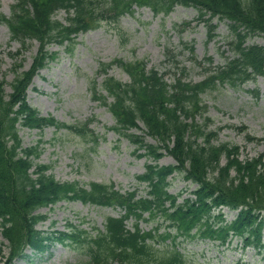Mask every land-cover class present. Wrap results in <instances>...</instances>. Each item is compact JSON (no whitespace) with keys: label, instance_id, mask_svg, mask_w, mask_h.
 I'll return each instance as SVG.
<instances>
[{"label":"trees","instance_id":"obj_1","mask_svg":"<svg viewBox=\"0 0 264 264\" xmlns=\"http://www.w3.org/2000/svg\"><path fill=\"white\" fill-rule=\"evenodd\" d=\"M177 4L198 8L210 38L216 28L212 23L215 17L229 20L232 36L228 46L233 56L225 64L206 68V76L199 81L186 80L187 71L182 67L169 82L157 69L147 68L144 59L115 58L101 63L100 70L120 66L130 81L107 75L100 86L93 79L90 87L94 98L114 116L113 129L145 148V154L154 159L166 151L176 163L148 164L146 172L137 176L149 185L147 195L141 197L137 189L122 191L113 182L92 181L86 186L79 181H61L48 172L50 164L35 163L33 158L40 155L38 145L23 147L20 126L42 129L54 125L83 136L89 133L88 123H63L52 115H42L26 100L31 78L57 56L48 46L53 42L71 44L80 31L97 27L104 20L118 22L134 10V5H148L156 13L167 14ZM62 9L67 12L66 23L56 18ZM3 22L13 39L40 41L31 68L9 82L11 91L5 88L7 81L0 80V224L8 241V264L23 256L27 246L38 253L55 242L83 246L88 257L84 264H185L179 238H210L225 244L237 236L245 246L264 248V152L241 158L238 144L215 143L222 126H212L214 120L207 115L208 105L202 97L218 85L238 87L264 76V44L247 43L253 35L264 37V0H16L12 15L0 13ZM185 47L194 52L193 45L185 43ZM208 61L212 63L213 58L208 57ZM140 121L158 143L125 131L141 128ZM246 136L259 140L250 133ZM176 171L197 183L193 197L179 201L181 193L169 192L167 178ZM60 200L121 206L126 211L121 216H107L105 228L96 227V231L71 222L65 230L39 229L37 224L47 215L38 209ZM223 206L239 209L236 217L227 220ZM129 218L134 219L131 227L127 225ZM141 219L155 224L144 230Z\"/></svg>","mask_w":264,"mask_h":264},{"label":"rangeland","instance_id":"obj_2","mask_svg":"<svg viewBox=\"0 0 264 264\" xmlns=\"http://www.w3.org/2000/svg\"><path fill=\"white\" fill-rule=\"evenodd\" d=\"M15 0H0V12L10 15ZM67 13L61 10L56 18L66 22ZM199 10L195 6L178 4L169 13L156 14L149 6H135L132 12L121 17L120 21L104 20L100 26L81 32L71 44L54 42L50 51L57 56L36 74L28 88V101L42 114L54 115L59 121L70 124H82L90 118V129L95 133H74L67 128L57 129L47 126L43 129L20 126L23 147L38 145L40 156L33 158L35 163L51 165L49 170L61 181H79L88 185L92 181L114 182L118 187L134 189L139 185V193H146L145 184L137 182L136 175L143 173L147 163H154L148 155H139L136 144L123 133L112 129L115 119L107 106L96 100L91 90V82L96 78L100 83L105 77L99 72L101 63L115 58L126 60L144 59L148 68H156L168 81L186 68V80L199 81L211 69L223 65L233 56L228 40L232 34L229 21L218 19L212 22L217 27L210 38L207 24L198 18ZM185 23H190L180 30ZM10 29L0 24V77L11 81L14 78L11 51L21 47V42L11 39ZM193 45L194 52L185 47ZM247 43H264L262 35H253ZM28 48L23 57V68H29L36 54L39 41L28 39ZM176 54L173 58L167 50ZM208 57L213 58L209 63ZM123 81H129V74L114 65L108 70ZM11 91L10 85L6 86ZM208 105V116L214 120L213 127L223 126L215 143L229 141L240 146V157H254L264 152V76L238 86L218 85L202 94ZM142 126L143 123H141ZM243 126V127H241ZM241 127V128H240ZM246 127V128H245ZM144 128V127H143ZM144 134V129L131 130ZM247 133L259 137V141L247 139ZM150 142L156 140L147 137ZM160 165L175 163L173 157L165 154L158 161ZM169 190L182 192L183 197L192 195L197 187L175 172L169 177ZM228 220L233 219L238 210L223 207ZM39 212L47 218L38 224L44 231L63 230L68 222L80 224L91 231L96 227L104 228L108 215H120L119 207L100 206L79 200H62L41 207ZM133 220H129L131 226ZM144 229L153 226L149 220L141 221ZM164 228L161 229V231ZM181 240L180 248L186 254L185 264H264V249L253 246L244 247L242 239L234 236L226 244L217 240L196 237ZM264 241V235H263ZM2 234L0 224V264L6 262L9 248ZM24 256L9 264H84L87 260L83 246H65L56 243L49 251L33 254L30 248Z\"/></svg>","mask_w":264,"mask_h":264}]
</instances>
